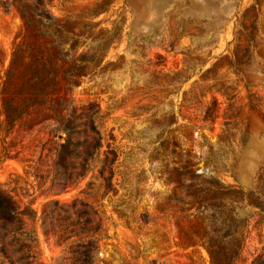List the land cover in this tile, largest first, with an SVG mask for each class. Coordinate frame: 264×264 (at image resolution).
Masks as SVG:
<instances>
[{"label":"rangeland","instance_id":"374dc122","mask_svg":"<svg viewBox=\"0 0 264 264\" xmlns=\"http://www.w3.org/2000/svg\"><path fill=\"white\" fill-rule=\"evenodd\" d=\"M1 4L10 5L9 13L0 9L1 74L25 42L41 44L42 55L51 54L68 78L46 104L3 130L8 152L0 188L37 212L33 226L44 264L63 256L53 236L54 203L79 196L99 201L111 217L99 264H210L204 248L180 241L179 226L187 229L189 221L177 224L157 211L173 190L181 194L178 174L193 190L200 186L192 175L243 189L238 212L247 219V240L235 264H264V0ZM23 15L32 17L31 30ZM93 137L119 157L116 197L82 194L90 176L78 187L61 185L62 146L80 142L84 156ZM184 201L191 215L192 196ZM123 202L133 208L127 218L116 210ZM145 211L152 217L147 225L135 220ZM0 264H6L2 256Z\"/></svg>","mask_w":264,"mask_h":264},{"label":"trees","instance_id":"16d2710c","mask_svg":"<svg viewBox=\"0 0 264 264\" xmlns=\"http://www.w3.org/2000/svg\"><path fill=\"white\" fill-rule=\"evenodd\" d=\"M1 5L0 9L9 13L10 5ZM30 13L35 19L41 18L37 10ZM23 17L27 29L31 30L32 17ZM39 45L37 48L33 43L17 44L5 76L0 72V163L8 152L3 130L16 126L30 114L32 108L46 104L51 96L61 91L63 81L66 83L68 80L66 73H62L64 78H61V71L51 54L45 58ZM72 146L74 150H70ZM79 146L80 142L74 144L70 141L62 146L63 154L57 167L63 168L60 174L63 188L78 187L90 176L82 194L88 197L97 195L101 200L109 195L118 196L120 190L116 187L114 170L119 165L116 150L110 145V150L103 152L101 137L92 138L90 149L84 156L78 152ZM66 157L71 159L70 165L64 164ZM75 159L79 160L78 165L73 162ZM192 177L197 179L198 189L193 190L195 184L186 187L182 175L178 174L181 194L173 190L167 200L158 204L157 211L165 218L175 219L177 224L181 220H188L187 229L179 226L180 241L188 247L204 248L210 264H235L247 240V219L241 218L238 212L243 209V202L238 198L243 189L227 186L216 177L204 180L199 175ZM169 182L173 183L174 180L170 178ZM119 186L123 187L121 184ZM186 196H192L193 204L190 206L196 209L191 215L185 214ZM129 205L123 202L116 207L121 217L127 218L129 212L133 213ZM103 208L99 201L93 202L80 196L68 204L54 203L56 219L53 236L57 244L64 247L63 256L57 264H99L101 242L109 239L104 224L111 219ZM206 214H210V219H204ZM37 218L33 208L18 201L11 191L0 188V256L6 264H44L38 234L33 226ZM135 220L147 225L152 217L145 211ZM192 220L195 222L192 223Z\"/></svg>","mask_w":264,"mask_h":264}]
</instances>
